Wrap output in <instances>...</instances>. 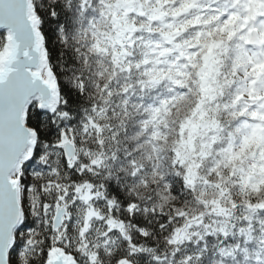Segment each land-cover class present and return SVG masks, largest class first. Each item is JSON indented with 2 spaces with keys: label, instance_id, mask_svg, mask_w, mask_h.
I'll list each match as a JSON object with an SVG mask.
<instances>
[{
  "label": "snow or ice",
  "instance_id": "obj_1",
  "mask_svg": "<svg viewBox=\"0 0 264 264\" xmlns=\"http://www.w3.org/2000/svg\"><path fill=\"white\" fill-rule=\"evenodd\" d=\"M97 3L76 0L73 10L72 0H0V264H138L146 255L193 264L207 251L182 255L193 228L204 229L197 242L231 239L229 228L250 239L251 228L232 221L237 209L241 225L264 213V0ZM158 89L151 103L131 105L144 113L132 139L158 153L172 132L174 166L208 209L176 214L184 223L164 255L152 237L175 221L122 179L143 172L134 154L117 163L130 97ZM90 90L99 101L80 109ZM114 95L121 104L110 107ZM208 191L212 200L200 199ZM239 251L221 246L218 255ZM262 252L255 264H264Z\"/></svg>",
  "mask_w": 264,
  "mask_h": 264
},
{
  "label": "clouds",
  "instance_id": "obj_2",
  "mask_svg": "<svg viewBox=\"0 0 264 264\" xmlns=\"http://www.w3.org/2000/svg\"><path fill=\"white\" fill-rule=\"evenodd\" d=\"M91 8L98 9L99 4L97 0H91ZM95 15L94 12H90L89 16ZM120 82H114L112 84L113 92H118ZM139 93L130 97L129 104V115L128 118L123 122L127 125V128L120 129L119 137V148L121 160L118 161V164H122L125 159V151L133 153V158L137 160L138 164L143 166V172L137 178L133 180L132 178L122 177L125 180L126 184H137V187L140 189L141 195L148 197L150 203H154L157 206L158 212H163L165 215L171 217L175 223L171 225L170 229H165L164 232L159 231L157 228L152 239L156 242V248L160 250V254L164 255L166 252H171L172 249L169 248L166 241L172 234V229L176 228L177 224H183L184 221L176 220V214L182 212L184 209H188L193 215L199 214L201 216H206L208 213L207 208H201L199 204L196 203L195 195L183 184V173L181 172L180 167L174 166V153L171 150L172 144L175 142V136L172 132L167 134V139L159 144L160 151L158 153H150L149 145L141 142L137 144L132 138L135 136L136 131L139 127V121L143 118L144 113L142 111L137 112L132 110V104H146L152 102V97L145 96L143 99H140ZM159 95V94H157ZM155 95V96H157ZM99 97L96 95L95 90L88 91L87 95L83 98V101L88 104L97 103ZM113 105H120L121 98L114 95L112 97ZM117 115H119V110H117ZM123 119V118H121ZM119 120H113L114 126L119 125ZM138 140L139 137H136ZM115 148L116 145H113ZM142 148L143 152H138L137 149ZM150 153V154H147ZM158 155L159 159H156ZM158 164V170L153 167V163ZM177 173H180L177 175ZM163 177V178H161ZM144 179L147 181V186L143 184H138L137 181ZM171 189H174L172 191ZM234 196L240 197L241 193L234 192ZM213 198L211 191L202 192L200 199L211 201ZM241 211L237 209L234 213L232 223L236 225L238 229L241 226L251 228L249 233L250 239L247 237H242L238 231L229 228V233L231 234V239L223 240L219 236H213V239H208L206 236L197 242L194 233L196 231L204 232L202 228H193L192 234L187 236L182 245L181 253L182 255H197L198 249L204 248L207 244V251L203 253L202 260H194L193 264H255L253 258V253L257 251L264 250V227L261 226L260 221H264V213H259L257 218L252 221L250 225H241ZM160 217H153V223L158 224ZM218 217L216 216H207V221H217ZM247 241V242H245ZM191 244V247H189ZM231 245L233 248L239 247L240 251L235 254L234 257H225L221 259L218 255V250L221 246L227 247ZM247 249L249 258L245 259L243 250ZM262 257H264V252H262ZM180 257L176 258V261L173 262L172 258L169 257V264H179ZM105 264H108V261L105 260Z\"/></svg>",
  "mask_w": 264,
  "mask_h": 264
},
{
  "label": "trees",
  "instance_id": "obj_3",
  "mask_svg": "<svg viewBox=\"0 0 264 264\" xmlns=\"http://www.w3.org/2000/svg\"><path fill=\"white\" fill-rule=\"evenodd\" d=\"M61 2L63 4H67V0H61ZM72 4H73V10L75 9V5H76V0H72ZM53 43L57 45V47H60L58 41L53 38ZM62 51H66L67 52V56L64 57L65 63H66V67L69 69V75H71V71L70 69L72 68L71 64H68L67 61H69L73 55L72 50H71V45L67 46L66 48L62 49ZM162 93V89H158L156 91H154L150 97L155 96L157 94H161ZM80 109H84V108H89L90 104H88L85 101H81L80 105H79ZM84 113L83 111H80L78 114L77 113H73V117L76 119L77 123L76 125H72L73 127H77L80 123L81 118L83 117ZM175 223V222H174ZM213 239V238H211ZM152 247H156V242L153 241V243L150 245ZM189 247H191V244H189ZM138 264H153L152 262V258L150 256H144V258L140 261H138Z\"/></svg>",
  "mask_w": 264,
  "mask_h": 264
}]
</instances>
